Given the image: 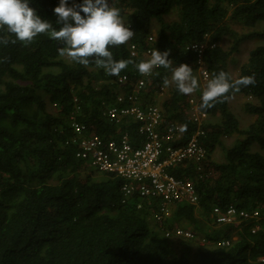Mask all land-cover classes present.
I'll use <instances>...</instances> for the list:
<instances>
[{
	"label": "trees",
	"instance_id": "obj_1",
	"mask_svg": "<svg viewBox=\"0 0 264 264\" xmlns=\"http://www.w3.org/2000/svg\"><path fill=\"white\" fill-rule=\"evenodd\" d=\"M58 2L30 0V6L58 29L53 12ZM110 5L120 9L123 23L134 32L110 47L114 59L133 61L119 75L106 74L92 58L83 65L61 56L63 45L46 33L25 43L0 28V37L8 41L0 44V264H264V234H250L242 224L206 228L213 205L264 209V0H110ZM232 22L249 29L239 33ZM151 33L153 48L167 51L171 61L147 80L141 104L155 103L157 85L167 79L160 105L165 121L182 125L181 139L194 127L188 114L191 94L177 91L172 68L192 67L198 107L202 92L195 52L186 46L207 43L203 62L211 79L220 70L229 73L226 62L245 39L260 41L230 75L232 80L253 78L254 83L230 94L249 98L243 109L251 122L241 128L228 99H218L203 109L208 114L202 123L205 159L170 168L191 180L197 204H174L169 220H183L209 242L178 240L185 247L179 252L150 226L155 201L143 200L141 208L132 196L121 202V180L87 169L75 156V144L66 143L72 134L70 115L105 137L123 129L133 133L136 123L116 124L102 110L115 103L118 92L132 89L141 56H130L128 45L146 46ZM228 35L232 44L224 49L220 41ZM122 75L125 82L118 80ZM221 238L230 239V245H216Z\"/></svg>",
	"mask_w": 264,
	"mask_h": 264
},
{
	"label": "built area",
	"instance_id": "obj_2",
	"mask_svg": "<svg viewBox=\"0 0 264 264\" xmlns=\"http://www.w3.org/2000/svg\"><path fill=\"white\" fill-rule=\"evenodd\" d=\"M153 36L147 37V45L139 48L129 43V55L141 56V60L150 58L153 48ZM207 43H192L186 46L195 52V61L200 77L207 83L209 72L204 67V53ZM213 46V44H210ZM160 66L154 67L150 73L140 74L128 92L116 94L115 103L103 108V115L116 124L130 119L136 123L135 129L112 133L108 137L91 132L83 122L69 116L71 136L66 143L75 144V156L87 161L94 169L111 173L122 180L123 195L137 194L148 203L156 202L153 217L162 223L169 215L171 206L186 201L195 203L197 195L191 180L175 176L170 168L185 160L200 162L206 157V149L201 141L205 131L202 123L208 118L205 110L198 107L195 98L190 97L189 118L194 127L183 138L182 125L172 119H164L159 102L141 104V94L147 80ZM120 82L127 80L126 75L118 78ZM166 91L165 84L157 85V95ZM199 169V167H198ZM211 214L215 223H233L248 220L251 233H264V211L247 210L235 205L225 208L212 206ZM183 235L193 237L190 230L176 228L173 232L166 230L165 235ZM220 245L229 244L222 240Z\"/></svg>",
	"mask_w": 264,
	"mask_h": 264
},
{
	"label": "clouds",
	"instance_id": "obj_3",
	"mask_svg": "<svg viewBox=\"0 0 264 264\" xmlns=\"http://www.w3.org/2000/svg\"><path fill=\"white\" fill-rule=\"evenodd\" d=\"M53 12L57 17L56 23L59 25L58 29L53 27L50 20L42 18L37 11L30 6V0H0V28L6 29L8 33L14 34L16 40L25 43L31 42L39 34L46 33L50 38L61 42L63 45L58 48V53L61 56L70 57L74 62L83 65H88L90 62L89 58H92L96 66L102 68L108 75H119L121 70L125 69L129 63H133V61L130 60L114 59L113 53L110 50L111 46L121 45L128 41L134 33L130 26H126L123 23L120 9L111 6L110 0H78V2L71 5L68 3V0H59L58 4L53 8ZM6 43H8V41L0 37V44ZM170 61L167 51L161 52L154 49L149 59L136 62L135 67L140 74H147L157 66L169 68ZM197 70L199 79L204 86L206 84L201 92V103L199 105L201 109L211 108L218 99L226 100L230 98L231 91H238L241 85L246 86L254 83L253 78L250 76H242L236 80H232L230 74L224 70L215 73L211 79L209 75V80L206 83L200 77L198 67ZM171 79L174 81L177 91L182 94H190L199 86L198 80L193 74L192 67L185 63H180L172 68ZM168 82L167 79L163 81L165 86ZM190 97L197 100L193 95H190L188 99ZM121 184L119 186V191H121ZM129 196H132V201L133 198H136V208H141L143 199L137 194L123 195L122 193L120 201H126ZM195 204H197V201ZM172 207L173 205L171 209ZM253 209L264 211L263 208L259 207L247 210ZM211 217L213 220L212 214ZM152 219L150 226L159 231L165 238H181L185 239V241H196L200 245L209 244L203 235H196L191 228L184 227L182 224H180L181 226L176 225L174 223L180 222V220L171 222L167 217L160 223L153 217V214ZM213 223L214 225L212 226L242 224L247 226V230L250 234H264L261 232L251 233L248 220L233 223H215L213 220ZM176 228L190 230L193 233V237L175 234L165 235L166 230L173 232ZM233 232L234 238H231L236 239L237 234L235 231ZM222 240H229V244L220 245L219 242ZM215 244L227 247L230 245V239L221 238L217 240Z\"/></svg>",
	"mask_w": 264,
	"mask_h": 264
},
{
	"label": "rangeland",
	"instance_id": "obj_4",
	"mask_svg": "<svg viewBox=\"0 0 264 264\" xmlns=\"http://www.w3.org/2000/svg\"><path fill=\"white\" fill-rule=\"evenodd\" d=\"M156 27V25L154 24V28ZM154 28L152 30V32H154ZM232 28L235 29L237 32H245L247 31L249 28H242L241 24H239L238 22H232ZM151 35L153 36V38L155 37V35L153 33H151ZM259 39H245L238 51H235L231 54V56L228 58V61L226 62V68L228 70V72L230 73V75H235L238 70L239 67L242 63L245 62L246 60V55L248 53V50L253 47L256 43V45H258L259 43ZM232 44V38L231 36H224L221 41H220V46L224 49H229ZM206 86V84H205ZM165 88L167 89V87L165 86ZM164 94H158L156 101H161V99L164 97ZM249 98L244 96V95H240L237 92L233 93L232 96L230 98H228V105L229 108L231 109V111L236 115V117L239 119L240 123L239 126L242 128L244 126H246L248 123L251 122V120L253 119L252 115L249 113H246V111L243 109V104L248 101ZM49 109V108H48ZM216 156L217 158H219L221 156L220 151L217 150L216 151ZM87 169H92L94 171L95 170L88 162H84ZM100 172V171H99ZM101 173H105V172H101ZM176 225H180L178 222H174ZM181 226V225H180ZM172 241L171 245L172 247H174V249L176 251H185V247L182 244H177L178 240H185V239H181V238H171L170 239Z\"/></svg>",
	"mask_w": 264,
	"mask_h": 264
},
{
	"label": "crops",
	"instance_id": "obj_5",
	"mask_svg": "<svg viewBox=\"0 0 264 264\" xmlns=\"http://www.w3.org/2000/svg\"><path fill=\"white\" fill-rule=\"evenodd\" d=\"M200 83H201V87H202V90H203V88L205 87L204 86V84L201 82V80H200ZM191 95H193L194 97H196L193 93H190ZM189 94V95H190ZM157 102V101H156ZM199 167V166H198ZM197 167V168H198ZM179 224H182L184 227H188V228H191V227H189L188 225H187V223L186 222H184L183 220H180V222H178ZM212 225H214V223H213V220H212V217H211V214L209 213V215H208V219H207V225H206V228H209L210 226H212ZM232 237L234 238V232H232Z\"/></svg>",
	"mask_w": 264,
	"mask_h": 264
}]
</instances>
